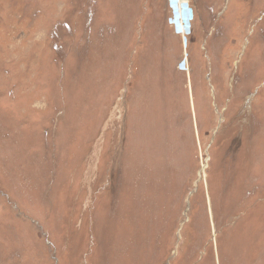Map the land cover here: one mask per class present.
<instances>
[{
    "label": "rangeland",
    "instance_id": "1",
    "mask_svg": "<svg viewBox=\"0 0 264 264\" xmlns=\"http://www.w3.org/2000/svg\"><path fill=\"white\" fill-rule=\"evenodd\" d=\"M169 1L0 0V264H264V0Z\"/></svg>",
    "mask_w": 264,
    "mask_h": 264
},
{
    "label": "built area",
    "instance_id": "2",
    "mask_svg": "<svg viewBox=\"0 0 264 264\" xmlns=\"http://www.w3.org/2000/svg\"><path fill=\"white\" fill-rule=\"evenodd\" d=\"M169 6L175 18L174 26L176 32L183 37L186 42L194 21V13L190 7L189 1L184 4L181 0H170Z\"/></svg>",
    "mask_w": 264,
    "mask_h": 264
},
{
    "label": "bare ground",
    "instance_id": "3",
    "mask_svg": "<svg viewBox=\"0 0 264 264\" xmlns=\"http://www.w3.org/2000/svg\"><path fill=\"white\" fill-rule=\"evenodd\" d=\"M214 212V211H213Z\"/></svg>",
    "mask_w": 264,
    "mask_h": 264
}]
</instances>
